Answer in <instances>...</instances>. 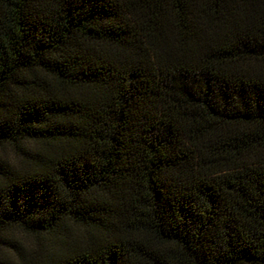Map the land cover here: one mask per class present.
<instances>
[{"label":"trees","instance_id":"16d2710c","mask_svg":"<svg viewBox=\"0 0 264 264\" xmlns=\"http://www.w3.org/2000/svg\"><path fill=\"white\" fill-rule=\"evenodd\" d=\"M0 264H264V0H0Z\"/></svg>","mask_w":264,"mask_h":264}]
</instances>
